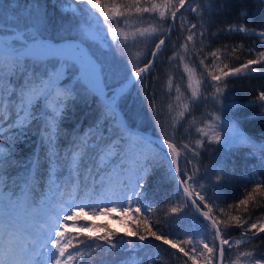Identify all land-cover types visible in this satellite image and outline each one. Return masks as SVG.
Segmentation results:
<instances>
[{
  "label": "snow or ice",
  "instance_id": "6c2138e0",
  "mask_svg": "<svg viewBox=\"0 0 264 264\" xmlns=\"http://www.w3.org/2000/svg\"><path fill=\"white\" fill-rule=\"evenodd\" d=\"M73 3L75 7L59 9L57 21L41 0L24 5L20 0H0V25L9 20L7 26H0V264H129L119 258L120 252L136 253L151 248L154 241L176 250L177 257L182 254L184 264H264V211L254 218L251 209L252 205L264 209V175L250 177L242 186L243 198L229 204L223 191L225 167L222 163L203 167L202 156L212 145L246 147L247 155L264 165V139L249 135L231 115L220 114L235 107L229 103L233 80L264 75V51L249 47L255 58L229 68L219 66L223 60L210 48L214 36L228 33L259 37L264 47V29L233 22L219 33L211 31L205 17L211 12L226 16L229 0L210 10L196 0ZM189 12L195 15L186 16ZM246 17L247 9L241 8L237 19ZM151 21H156L155 26ZM49 29L75 31L76 37L56 41ZM173 32L183 39L174 46L177 50L170 60L176 61V67L183 62L191 91L184 103H179L181 95L175 96L178 103L169 107L176 114L165 126L159 123L150 77ZM149 38L152 47L143 62L133 63L123 55L126 48L146 44ZM240 50L239 45L232 47L233 52ZM113 53L122 63L110 56ZM187 61L203 69V79H194L195 69ZM213 62L219 63L210 71ZM133 88L143 89L147 111L137 107ZM175 91L180 93V88ZM209 101L218 110L206 113L201 126L195 127L197 138L191 139L193 125L184 128L187 117ZM77 103L96 109L82 132L62 127ZM248 103L264 115V88ZM149 119L151 136L144 124ZM33 132L39 151L34 149L21 160L17 146ZM260 133L264 136V128ZM154 177L167 185L163 201L156 199V193L150 195ZM81 185L89 188L87 200L76 194ZM93 193L100 198L93 199ZM177 199L182 206L176 205ZM162 202L173 205L172 216L194 209L201 220L200 232L177 234L174 242L170 231L165 233L160 223L150 219ZM221 205L240 214H229ZM86 209L93 218L119 211L121 219L129 217L135 227L121 231L90 224ZM233 229L240 230L239 239L232 238ZM96 241L103 243L97 246ZM100 248L106 255L93 262ZM143 260L159 264L160 256L145 255Z\"/></svg>",
  "mask_w": 264,
  "mask_h": 264
},
{
  "label": "trees",
  "instance_id": "16d2710c",
  "mask_svg": "<svg viewBox=\"0 0 264 264\" xmlns=\"http://www.w3.org/2000/svg\"><path fill=\"white\" fill-rule=\"evenodd\" d=\"M68 2H73V0H41V3L47 6V11L50 16L60 21L61 15L59 9L66 7ZM101 4H107L109 0H100ZM158 2H163V0H158ZM221 0H196V3L200 4L203 9H213L217 6ZM21 5L29 3V0H20ZM231 5L230 11L226 16H217L214 12H211L209 16L205 17L209 20V25L207 27L211 28V31L219 33V29L222 27H227L229 24L244 23L249 28H255L258 31L264 29V0H229ZM53 5L56 7L54 8ZM75 7V4L73 5ZM68 8V7H67ZM71 8V7H70ZM241 8L247 9L246 20L240 21L237 19L239 10ZM188 17H192L195 14L186 13ZM194 22H197L194 20ZM9 20L6 18L4 21L5 26L8 25ZM153 26H155L156 21H151ZM142 26H147L144 24ZM65 27L67 25L65 24ZM129 31L134 30L129 28ZM49 35L53 37L56 41L72 39L76 37L75 31H53L49 29ZM152 39L149 38L146 44L137 43L135 47H129L124 50L123 55L126 56L133 63H141L144 61L145 54L152 47ZM183 37L178 36L175 32L172 33L171 41L166 40L165 51L163 55H160L156 64L152 70V76L150 77L151 89L150 91L155 92L157 104L160 110L159 123L167 126L175 117V112L169 105L176 106L178 103L175 100L177 94L182 95L186 98L190 95V89L187 85L189 83L188 74L183 71V62L180 63L179 67H176V61L170 60L172 56L175 55L176 48L174 47L178 42L182 41ZM213 40L215 43L210 44L212 51H217L221 56L223 63L213 62L210 66V71H215V65L219 63L220 67L227 64L229 68L239 66L242 63H246L248 59L255 58L254 54L248 52L249 47L255 48L257 51H264V47L260 45V38L253 36H245L239 33H228L220 34L214 36ZM158 42V41H157ZM222 45H227L228 47H222ZM235 45L240 46V51H232V47ZM209 48H205L207 53ZM112 58H115L118 62L119 57L113 53L110 54ZM234 57H239V59H234ZM211 57H209V60ZM189 67L195 69V74L203 79L201 76L202 68L197 67V64L192 61H187ZM260 67V66H257ZM171 81V84H170ZM179 87L180 93H176L175 89ZM230 99L229 103H234L235 107L230 110H223L220 114L223 116L231 115L234 120H238L243 128L249 135H254L257 140L264 139L261 135L260 129L264 128V115H260V109L251 106L248 101L253 99L257 92L264 88V75L253 74L249 77L243 79L233 80L230 84ZM133 100L138 101L137 107H142L147 111L148 101L143 94L142 88L132 89ZM218 109H214L211 101H209L207 106H201L195 110L192 116H188V123L184 124V128L193 125L191 139H195V127L201 126L199 121L204 118L207 112H215ZM96 116L95 105H88L85 103H77L68 111L67 117L62 122V127L68 131H72L73 128L80 130L81 132L92 123L94 117ZM144 124L149 127V133H152V121L149 119L145 121ZM183 132V128L180 129ZM61 145L66 143L65 140H60ZM39 151L38 137L35 132L31 133L28 137L26 143L17 146L18 158L21 160H26L32 155L33 150ZM249 149L246 147H235V148H222L220 145H212L206 154L202 153L203 156V167H211L215 163H222L227 171V182L224 186V198L229 202V204L235 201L237 198H243L241 193L243 191L242 186L249 180L250 177L256 175H264V165H261L258 157H250L247 155ZM19 171V169H17ZM152 188L150 195L156 193V199L163 201L167 194V185H162L159 183V178L154 177L152 180ZM251 186V185H250ZM89 188L81 185V188L77 191V195L81 199H88ZM3 197L2 188H0V198ZM93 199H98L100 197L92 194ZM177 206H182L180 200L175 201ZM264 204V201H261ZM173 205L170 203H161L157 205V210L151 214L150 219L154 224L160 223L161 228L165 233L171 232L170 238L177 242V234L184 236L185 234L195 231L200 232L201 220L198 215L195 214V210H185L176 216H172L170 209ZM224 207L225 212L236 215L240 214L234 211L231 207L227 205H221ZM253 215L259 217L264 209L252 205ZM3 208L0 206V214H2ZM88 223H94L99 227L109 226L112 229H124L128 227L134 228L135 226L131 223L129 217L125 216L121 219V214L119 211L113 213L111 217L107 215H100L93 218L92 211L88 214ZM137 219L141 217L137 214ZM245 219L247 217H244ZM72 222L69 224L71 227ZM79 226V224L77 225ZM231 236L233 239H239L240 230L233 229ZM97 246L101 245L103 242H94ZM255 243H259L256 241ZM127 247V246H125ZM187 250V248H186ZM264 250V248H262ZM176 250H172L170 246L161 245L160 242H153V246L148 249H142L136 253L131 251H122L119 254V258L124 261H128L131 264L133 259L136 260L137 264H147L143 260L145 255H151L154 253H159L160 261L159 264H184V258L182 254L180 257L174 255ZM105 252L103 248L93 254V262L97 259H103L105 257ZM115 255V253L113 254ZM236 251L233 248L232 259L236 258Z\"/></svg>",
  "mask_w": 264,
  "mask_h": 264
},
{
  "label": "rangeland",
  "instance_id": "374dc122",
  "mask_svg": "<svg viewBox=\"0 0 264 264\" xmlns=\"http://www.w3.org/2000/svg\"><path fill=\"white\" fill-rule=\"evenodd\" d=\"M73 5H74L73 2H68V4L66 5V7L70 8V7H73ZM0 26H5V24H4V25H0ZM6 26H7V25H6ZM194 79H200V78L195 74V72H194ZM179 95H180V94H179ZM184 102H187V99L184 98V97L181 95V101H180L179 103H184ZM90 211H91V210H87V209H86L87 214H88Z\"/></svg>",
  "mask_w": 264,
  "mask_h": 264
},
{
  "label": "water",
  "instance_id": "95a60500",
  "mask_svg": "<svg viewBox=\"0 0 264 264\" xmlns=\"http://www.w3.org/2000/svg\"><path fill=\"white\" fill-rule=\"evenodd\" d=\"M61 42H62V41H61ZM148 135H150V136H151L152 134H149V133H148Z\"/></svg>",
  "mask_w": 264,
  "mask_h": 264
}]
</instances>
